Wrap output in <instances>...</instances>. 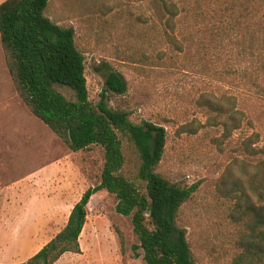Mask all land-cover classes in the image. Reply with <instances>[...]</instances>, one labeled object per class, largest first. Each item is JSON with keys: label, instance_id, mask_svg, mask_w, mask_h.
Wrapping results in <instances>:
<instances>
[{"label": "rangeland", "instance_id": "obj_1", "mask_svg": "<svg viewBox=\"0 0 264 264\" xmlns=\"http://www.w3.org/2000/svg\"><path fill=\"white\" fill-rule=\"evenodd\" d=\"M199 2L195 7L206 15L181 21L179 49L164 42L142 0H50L46 15L74 29L94 105L116 72L126 79L128 91L107 94L109 107L128 112L135 123L166 129L159 172L172 184L195 188L177 219L194 264H233L250 233L252 216L242 190L264 152L251 157L245 143L259 135L254 147L264 151V101L248 86L250 79L247 85L241 78V71H253L244 20L223 12L215 16V0ZM56 89L75 101L68 87ZM210 94L236 97L237 109L248 111L253 126L228 131L224 119H215L203 105ZM123 151L124 173L137 182L138 153L127 140ZM103 164L102 148L72 152L28 110L11 78L0 35V209L7 213L0 227L12 233L0 242L10 255L4 264H27L61 231L84 192L99 184ZM247 192L252 205H264ZM117 204L106 190L94 195L80 239L82 253H68L57 264H146L143 251L135 250L139 240L132 219L118 214Z\"/></svg>", "mask_w": 264, "mask_h": 264}, {"label": "trees", "instance_id": "obj_2", "mask_svg": "<svg viewBox=\"0 0 264 264\" xmlns=\"http://www.w3.org/2000/svg\"><path fill=\"white\" fill-rule=\"evenodd\" d=\"M142 1L149 4L164 42L176 49L182 46L178 39L181 21L206 15L200 13V6L195 7L199 0ZM49 4L50 0H7L0 5L1 42L11 78L28 110L72 152L100 147L104 164L99 184L84 192L66 225L27 264H57L68 253L81 254L80 239L89 204L103 190L116 197L118 214L131 217L139 240L135 250L143 251L146 264H194L186 230L178 226L177 219L195 188L172 184L159 172L167 145L166 129L147 121L135 123L128 112L109 107L107 94L128 91L127 81L119 73L108 76L98 105L90 101L85 57L77 46L75 31L47 17ZM215 4L219 8L215 16L223 12L231 14V19L244 20L253 71H241V78L246 84L250 79L247 85L264 101V0H215ZM57 87L71 89L75 101L68 100ZM202 100L216 113L215 119H224L228 131L253 124L246 109H237L236 97L210 94ZM256 136V141L251 138L245 143L251 157L264 152L254 147L260 142ZM124 140L135 147L140 159L137 182L124 173ZM252 169L242 190L252 216L250 233L243 239L244 251L233 264H264V205H252L247 192L249 188L264 203V158H259Z\"/></svg>", "mask_w": 264, "mask_h": 264}, {"label": "crops", "instance_id": "obj_3", "mask_svg": "<svg viewBox=\"0 0 264 264\" xmlns=\"http://www.w3.org/2000/svg\"><path fill=\"white\" fill-rule=\"evenodd\" d=\"M60 162V161H59ZM58 162V163H59ZM12 200V199H11ZM7 213H5V211H3L2 209H0V218L3 217V215H5ZM12 233H3V230L2 228L0 227V242L2 244V241L6 239V242L9 240V237ZM4 235V238H2ZM0 244V264H4V263H7V260L9 259L10 255L7 256L6 253H3V250H2V245ZM7 245V244H6ZM34 256V255H33ZM31 256V257H33Z\"/></svg>", "mask_w": 264, "mask_h": 264}]
</instances>
